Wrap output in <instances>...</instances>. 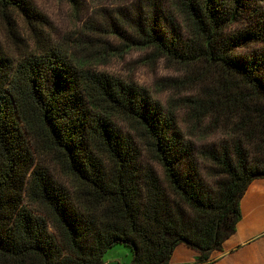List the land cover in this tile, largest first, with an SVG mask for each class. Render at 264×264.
I'll list each match as a JSON object with an SVG mask.
<instances>
[{"label":"trees","instance_id":"16d2710c","mask_svg":"<svg viewBox=\"0 0 264 264\" xmlns=\"http://www.w3.org/2000/svg\"><path fill=\"white\" fill-rule=\"evenodd\" d=\"M0 17V264H104L117 245L169 264L180 244L210 261L264 178V0L136 4L127 49L180 74L165 104L76 58L30 0H0ZM210 131L217 145L193 140Z\"/></svg>","mask_w":264,"mask_h":264},{"label":"rangeland","instance_id":"374dc122","mask_svg":"<svg viewBox=\"0 0 264 264\" xmlns=\"http://www.w3.org/2000/svg\"><path fill=\"white\" fill-rule=\"evenodd\" d=\"M30 1L49 21L50 31L57 42L65 44L76 58L89 61L99 70L114 76L132 79L148 88L164 104L174 96L173 86H169L168 80L178 78V71L169 67L166 60H159L152 49L138 48L136 44L131 50L127 49L132 44L128 38L135 33L128 26V21L135 18L136 4L141 0H77L79 8L68 0ZM19 27L22 30L17 26L14 28L17 34L26 36L24 23H20ZM8 30L7 22L0 17V40L7 44L10 42ZM177 113L179 129L188 131L185 125L188 111L183 108ZM221 138L216 131H210L207 137H195L193 140L200 147H211L217 145ZM143 153L144 160L149 162L148 153L145 150ZM36 159L39 165L45 166L55 174L54 177L59 176L66 183L65 177L57 176L53 158L37 154ZM125 252L130 255L129 258L132 257L128 249ZM131 262L132 258L129 264Z\"/></svg>","mask_w":264,"mask_h":264},{"label":"crops","instance_id":"0c3cea01","mask_svg":"<svg viewBox=\"0 0 264 264\" xmlns=\"http://www.w3.org/2000/svg\"><path fill=\"white\" fill-rule=\"evenodd\" d=\"M240 207L242 219L235 234L224 242L222 250L211 255L210 261L200 262L196 250L180 244L169 264H264V178L249 185ZM121 247L117 245L110 249L104 264H129L133 253L127 247Z\"/></svg>","mask_w":264,"mask_h":264}]
</instances>
